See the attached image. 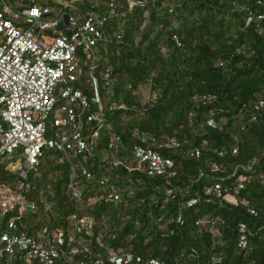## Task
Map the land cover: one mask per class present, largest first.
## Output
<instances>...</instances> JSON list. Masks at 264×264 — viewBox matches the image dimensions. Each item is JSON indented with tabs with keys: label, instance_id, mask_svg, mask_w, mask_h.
Instances as JSON below:
<instances>
[{
	"label": "trees",
	"instance_id": "1",
	"mask_svg": "<svg viewBox=\"0 0 264 264\" xmlns=\"http://www.w3.org/2000/svg\"><path fill=\"white\" fill-rule=\"evenodd\" d=\"M130 2L52 1L54 10L81 19L88 13L106 17L114 8L101 27L95 60L104 123L84 119L91 152L68 159L44 147L26 178L0 161V187L35 204L23 214L20 203L0 214V233L8 230L10 216L19 215L16 232L61 234L54 264H116L111 253H130L124 264H264V0ZM78 59L74 86L95 113L99 104L88 71L94 59L81 50ZM114 101L124 108L110 109ZM210 116L216 127L206 123ZM114 134L121 146L109 148ZM140 144L172 159L174 173L129 169ZM193 148L199 157L190 155ZM81 165L109 182L87 178ZM74 170L75 190L69 185ZM110 185L120 190L116 201L106 200ZM242 234L246 244L240 247ZM74 248L79 250L72 253ZM0 264L39 263L3 253Z\"/></svg>",
	"mask_w": 264,
	"mask_h": 264
},
{
	"label": "built area",
	"instance_id": "2",
	"mask_svg": "<svg viewBox=\"0 0 264 264\" xmlns=\"http://www.w3.org/2000/svg\"><path fill=\"white\" fill-rule=\"evenodd\" d=\"M26 1L0 0V161L23 178H26L28 170L36 167L44 147L60 150L68 159L91 152L92 147L84 139L82 127L85 118L98 124L104 123L95 60L98 59L97 44L104 39L101 27L114 11L112 8L106 17L88 13L81 19L64 9L54 10L51 4L54 0H42L41 4L29 0L31 5ZM130 3L133 5L135 2L131 0ZM79 50L87 58L94 59L88 71L94 88L92 99L99 104V110L95 113L91 110L88 96L74 86L78 79ZM104 79L106 84L111 82L109 70L105 71ZM109 107L120 109L124 105L114 101ZM206 123L217 126L212 116ZM48 128L51 129L49 137ZM146 142L147 139L143 138L142 143ZM171 145H176L175 141ZM119 146L121 138L114 134L108 147ZM17 151L21 152V157L17 163H13V154ZM132 155L131 161L126 164L131 170L145 168L149 175L174 173V161L152 147L135 145ZM190 155L199 157L200 149L193 148ZM118 163L124 162L119 160ZM80 170L87 178L97 179L100 184L109 182L107 175L97 176L85 165H81ZM75 176L74 170L69 184L74 190ZM261 179L264 182V172ZM18 188H24V182L19 181ZM214 190L220 193L219 183L214 185ZM74 195L78 196V193ZM119 197L118 187L110 185L106 200L116 201ZM192 202L195 203L196 199ZM16 203H20L19 214L25 212L26 206L35 209L32 202L25 205L20 192L2 185L1 216L12 210ZM18 216H10L8 230L0 233V260L3 253H19L25 261L54 264L62 253V235L42 233L36 237L26 232H16ZM240 230L244 232V223ZM245 244L246 236L242 234L238 245L243 247ZM81 249L87 251L88 247L83 244ZM78 250L74 248L71 251L76 253ZM110 259L116 264H124L132 260V255L111 253ZM150 262L164 264L157 260Z\"/></svg>",
	"mask_w": 264,
	"mask_h": 264
},
{
	"label": "rangeland",
	"instance_id": "3",
	"mask_svg": "<svg viewBox=\"0 0 264 264\" xmlns=\"http://www.w3.org/2000/svg\"><path fill=\"white\" fill-rule=\"evenodd\" d=\"M149 92H150V89L147 87V88H145L144 90H143V95H144V97H148L149 96ZM21 157V152L20 151H17V152H15L14 154H13V158H12V161H13V163H17V161H18V159ZM226 199L227 200H230V201H235V198L232 196V195H230V194H227L226 195Z\"/></svg>",
	"mask_w": 264,
	"mask_h": 264
}]
</instances>
